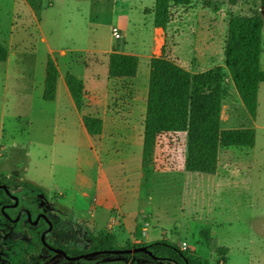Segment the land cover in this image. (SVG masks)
I'll use <instances>...</instances> for the list:
<instances>
[{
    "label": "rangeland",
    "instance_id": "374dc122",
    "mask_svg": "<svg viewBox=\"0 0 264 264\" xmlns=\"http://www.w3.org/2000/svg\"><path fill=\"white\" fill-rule=\"evenodd\" d=\"M155 1L0 0V44L10 58V67L0 63V175L13 171L23 180L34 182L48 196L55 197L70 219L81 222L91 235L96 236L99 231L113 234L114 247L131 248L168 240L208 264H222L211 247L227 249L226 264H264V84L259 87L257 116L253 121L229 77H225L230 96L222 106L221 130L253 129L256 139L252 149H221L216 179L186 173V135H167L159 139L155 164L148 178L143 176L139 188L136 178L137 170L142 171L141 150L133 144L129 150L133 157H129L126 173L132 199L124 210L128 215L140 213L147 223L145 232L141 231L142 225H137L134 233L129 224L136 215L128 216L125 229L114 228L115 221L99 230L71 212L75 192L91 187L99 175V161L93 152L101 154L97 145L101 139L93 141L95 145L90 148L69 110L61 109L59 116L64 119L58 118L60 121L55 123L56 111L51 102L42 100L39 88L45 77V61L49 56L54 58L57 70L74 75L89 87L94 72L100 77L105 73L113 53L110 50L127 44L139 53H150L154 37L150 12ZM203 1L194 0L187 14L181 17L179 12L177 20L169 24L165 52L192 73L209 70L212 65L226 71L224 46L229 18L258 10L264 20L263 0H210L214 8L204 7ZM126 16L129 24L123 36L120 29ZM116 28L121 39L113 36ZM262 43L264 71V29ZM30 77L35 83L32 89ZM101 106L100 103L90 107L86 99L83 113L98 115ZM109 107L112 109V104ZM138 199L143 208L138 206ZM59 240L47 239L53 245L59 244ZM64 242L71 246L63 240L61 244ZM23 253L37 256L38 245L34 241L30 245L21 241L9 245L5 254L0 255V264H17ZM97 260L84 259L75 264ZM123 264L152 263L129 259Z\"/></svg>",
    "mask_w": 264,
    "mask_h": 264
},
{
    "label": "trees",
    "instance_id": "16d2710c",
    "mask_svg": "<svg viewBox=\"0 0 264 264\" xmlns=\"http://www.w3.org/2000/svg\"><path fill=\"white\" fill-rule=\"evenodd\" d=\"M193 2L194 0H156L150 12L153 15V27L166 31L169 24L177 20L179 12L181 17L188 13ZM203 2L204 7L214 8L210 5V0ZM218 7L215 8L216 11ZM263 27L264 20L258 10L229 18L224 46L226 71L212 65L209 70L192 73L166 54L165 41L160 59L148 82L141 160L143 176L148 178L151 173L155 164V148L162 136L185 134L184 171L201 175H216L221 149L254 147L256 138L253 129L221 130V110L230 96L224 82L228 76L246 113L253 121L256 119L259 87L264 84V71L261 69ZM7 57V49L0 44V63H5ZM54 61L50 56L45 61L42 99L49 103L54 101L57 88L58 70ZM138 66L137 57L113 52L108 58V76L111 79L130 80L135 78ZM65 84L77 111L82 115L87 136L98 142L103 123L99 117L83 113L87 96L84 83L67 73ZM27 185L38 188L32 182ZM115 242L113 234L99 231L94 236L92 246L94 250H111L115 248ZM139 247H147L152 255L168 261L164 264L209 263L190 250H181L168 240L141 244ZM211 250L222 264L227 263V249L211 247Z\"/></svg>",
    "mask_w": 264,
    "mask_h": 264
},
{
    "label": "crops",
    "instance_id": "0c3cea01",
    "mask_svg": "<svg viewBox=\"0 0 264 264\" xmlns=\"http://www.w3.org/2000/svg\"><path fill=\"white\" fill-rule=\"evenodd\" d=\"M128 24L129 17L126 16L120 29L123 32V36L128 29ZM153 36V47L152 49L150 47L149 54L139 53L136 47L130 48L127 44H125L123 48L110 50V52L138 58L139 66L135 78L130 80H113L108 76V66L106 64L105 73L102 77L94 72L90 86L88 87L84 83L85 92L87 94L85 99H87L89 106L102 104L100 113L95 115L99 117L103 123L102 135H100L101 140L97 143L101 154L98 155L95 151L93 152L95 159L99 161L98 165L100 171L96 180L92 182L93 185L91 187L88 186L86 189H81L80 192H75L76 195L73 199L71 212L80 219V221L88 223V225L93 228L99 227V230L107 228L115 221H117V225L114 228L121 226L125 229L128 225V216L135 215L137 217L134 219L132 218L133 222L129 223L132 224L134 233H136L137 225H142L141 231L145 229L144 225H147L146 221L143 222L144 219L142 217L140 218V213H138V211L135 214L128 215L124 209L128 208V202L132 199L129 197V194L132 192L127 190L128 181L126 177V173L130 166L129 157H133V154H129V150L134 146L133 144L140 147L141 152L138 150L137 152L140 153L142 160L143 125L146 112L149 77L160 59L161 48L165 45L167 39L166 32L155 27ZM48 51L51 52L50 47H48ZM52 59L55 60L54 58ZM9 60L10 58H7L5 63L10 67ZM67 73L63 74L58 69L56 95L54 101L51 102L56 111V115L54 116V118L56 117L55 123L57 124L60 121L58 118L61 120L64 119L59 116L61 109L66 111L69 110V112L73 114L72 117H75L77 120V125H79L82 131V136L86 137L91 148L95 143L87 136L88 134L82 123V115L77 111L67 89L65 84V75ZM101 78L104 82H101ZM29 80L32 89L35 83L32 77H30ZM43 86L44 80L42 81L41 87H39L42 90L41 97L43 96ZM109 87L111 88L110 90L108 89ZM109 102L113 106L112 109L109 107ZM101 159L104 161H100ZM218 175L217 169L216 175L208 176L212 177L213 180L216 179ZM155 177L156 174L154 175V178ZM136 180H139L138 187L141 188L143 182L142 171L137 170ZM61 184L65 185L62 182ZM75 185L76 184H73L72 186ZM59 196L63 198L64 194L60 193ZM137 203L140 208H143L139 199ZM147 204H150L149 201ZM134 233L128 234L131 235ZM144 242L147 243V241Z\"/></svg>",
    "mask_w": 264,
    "mask_h": 264
},
{
    "label": "flooded vegetation",
    "instance_id": "af4514ba",
    "mask_svg": "<svg viewBox=\"0 0 264 264\" xmlns=\"http://www.w3.org/2000/svg\"><path fill=\"white\" fill-rule=\"evenodd\" d=\"M28 182L30 181L23 180L13 171L7 176L0 175V255L5 254L9 245L17 241L24 245H30L34 241L38 245L39 254L29 257L23 253L17 264H75L91 258L98 260L88 264H123L129 259L132 262L145 260L152 264L168 262L152 255L148 248L147 252L125 255H90L102 251L133 250L142 247L94 250V235H91L81 222L70 219L69 213H65L55 197L48 196L40 188L30 187ZM49 237L55 242L60 239V243L53 245L47 241ZM62 240L71 246H67L65 242L61 244ZM79 256L86 257L75 261L68 260Z\"/></svg>",
    "mask_w": 264,
    "mask_h": 264
},
{
    "label": "water",
    "instance_id": "95a60500",
    "mask_svg": "<svg viewBox=\"0 0 264 264\" xmlns=\"http://www.w3.org/2000/svg\"><path fill=\"white\" fill-rule=\"evenodd\" d=\"M138 252H147V247H142V248H137V249H133V250H115V251H102V252H96L90 255H96V254H111L112 255H125V254H131V253H138ZM86 256H79V257H75V258H69L68 260L70 261H75L81 258H84ZM154 259H156L155 257H153Z\"/></svg>",
    "mask_w": 264,
    "mask_h": 264
},
{
    "label": "built area",
    "instance_id": "2783aa9c",
    "mask_svg": "<svg viewBox=\"0 0 264 264\" xmlns=\"http://www.w3.org/2000/svg\"><path fill=\"white\" fill-rule=\"evenodd\" d=\"M113 36L115 39H121L120 30L117 28L114 29L113 30ZM145 231H146V229L143 230V232H145Z\"/></svg>",
    "mask_w": 264,
    "mask_h": 264
}]
</instances>
